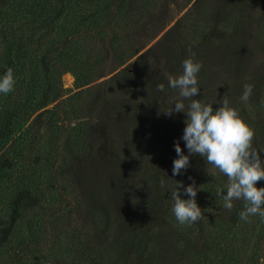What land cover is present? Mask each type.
<instances>
[{
	"label": "rangeland",
	"instance_id": "374dc122",
	"mask_svg": "<svg viewBox=\"0 0 264 264\" xmlns=\"http://www.w3.org/2000/svg\"><path fill=\"white\" fill-rule=\"evenodd\" d=\"M204 1L201 12L206 15L201 18L200 27L202 30L210 25V29L206 39L194 46L192 40L189 42L182 36V31L189 27L188 23H184V28L177 32L172 29L184 14L179 12L180 0H123L117 10L120 26L108 36H102L107 44L115 43L126 56L137 54L121 68L124 69L123 76L115 81L111 79L113 75L105 77L93 84H97L94 88L86 89L81 97L74 98L76 76L68 72L62 77L65 91L60 102L73 122L79 120L89 132L95 127L90 133L92 136L94 132L95 144L91 145L94 152L74 160L70 158L69 150L78 135L70 131L62 136L58 184L64 187L66 196L73 201V217L86 226L83 241L90 247L100 248L107 264H204L198 261L199 257L210 250L207 237L200 231L192 237L177 235L171 221L173 205L168 204L167 210L158 208L152 199H157V193L155 195L149 182L152 179L151 166L155 162L161 163L164 168H173L177 140L188 155L185 142L179 135H183L186 126L185 114L168 116L165 112L178 96V89L168 86V77L182 73V61L188 57L189 48L195 53L194 60L203 65L197 75L200 90L195 98L213 104L214 109L221 106L219 103L225 97L230 106L234 102L240 116L254 130L253 147L261 152V159L264 160V60L259 53L247 51L248 46L258 49L259 41L264 38V0H243L239 7L240 0ZM233 3L235 5H231ZM170 4L174 7L170 8ZM237 10L243 14L241 17L245 23L242 20L234 30L229 31L223 21L231 19L230 15ZM136 13L140 15L136 16ZM132 17H135L133 20H142L139 28L130 25ZM38 34L43 36V40L38 42L37 48L45 46L53 32L49 30ZM165 34L164 42H158ZM156 36L140 52L141 47ZM102 42L98 38H87L80 42L81 49L99 48ZM153 45L146 58L138 59ZM229 54H236L237 57L230 61ZM7 57L6 43L0 38V71ZM253 57L255 62L251 65ZM259 58L261 61H258ZM239 68H242L240 72ZM101 82L107 84L100 86ZM125 82L127 89L123 90ZM159 83L165 85L164 98L168 100L153 110L154 100L157 99L154 97L159 93L155 89ZM245 84H252L254 88L249 101L242 103L240 97ZM147 89L153 92L152 95ZM143 106L144 111L140 109ZM51 108L38 112L29 120V124L33 121L32 129L43 142L51 127L46 110ZM249 108L254 109V116ZM35 150L32 155L36 154ZM134 153V158L142 159L140 169L130 166L126 159ZM190 159L189 169L193 172L203 173L212 168L204 159H193V156ZM44 169L38 175L45 176ZM133 169L136 173L131 174ZM243 210V201L239 200L233 204L231 211L226 209L216 213L215 219L222 223L223 228L232 229L240 235L243 220L239 218V213ZM91 211L95 214L93 218ZM259 220L262 221L260 217ZM262 229L258 226L257 232ZM254 244L252 241V245L245 248L247 254L251 253ZM260 246L259 262L264 264V241ZM180 255L187 257L186 260H182ZM51 257L49 255L48 262L45 261L47 264L52 261Z\"/></svg>",
	"mask_w": 264,
	"mask_h": 264
},
{
	"label": "trees",
	"instance_id": "16d2710c",
	"mask_svg": "<svg viewBox=\"0 0 264 264\" xmlns=\"http://www.w3.org/2000/svg\"><path fill=\"white\" fill-rule=\"evenodd\" d=\"M122 2L123 0H0V38L4 40L8 50L0 76L11 67L16 81L12 92L0 94V264H47L48 257H53V252L54 259L51 257L49 264H107L100 248L90 247V244L83 241L86 226L73 217V201L66 196L64 187L59 186L57 179L62 136L70 131L78 135L69 150V156L74 160L82 155L85 158L86 153L94 152L91 147L95 144L94 132L93 137L90 133L95 127L89 132L79 120L73 122L60 100L64 97L62 77L65 73L71 72L76 76L77 92L72 98L81 97L86 89L94 88L97 84H93L105 77L113 75L111 79L114 81L122 77L124 69L121 68L137 55L126 56L115 43L107 44L102 37L108 36L120 26L117 10ZM180 2L179 12L184 14L172 29L177 32L184 28V23H188L189 27L182 31V36L184 40H192L196 46L206 39L210 29V25L202 30L200 27L201 18L206 15L201 12L205 1ZM240 2L238 7L239 4L242 6L243 0ZM233 12L236 13L230 15L231 19L223 21L229 31L234 30L237 23L243 20L241 12ZM133 18L135 17L129 19L130 25L139 28L142 20ZM175 19L176 17L173 20ZM49 30L53 32L51 39L45 46L39 45L37 48L38 42L43 40V36L38 33L43 34ZM157 37L142 46L140 52ZM165 37L166 34L158 42H164ZM87 38L102 40V46L89 51L82 50L80 42ZM116 44L120 47L119 43ZM154 46L138 59L146 58ZM253 48L248 46L247 51L259 53L264 60V38L259 41L258 49ZM234 57H237L236 54L228 55L230 61ZM260 58L258 61H261ZM254 59H250L251 65L255 62ZM99 84L101 86L107 82ZM124 89H127L126 82ZM147 91L152 95L151 90ZM164 95L165 92H159L154 97L157 99L154 100L153 110L166 103L168 99ZM231 104L234 106V102ZM51 106L50 110H46L51 127L43 142L35 129H32L33 121L29 124V120ZM140 109L146 110L144 106ZM249 109L254 116V109ZM34 148L37 152L32 155ZM134 156L135 153L130 154L126 159L130 166L140 169L142 159ZM175 157L177 158V154ZM195 158L204 159L193 155V159ZM153 165L152 179L149 182L155 195L157 193V199H152L161 210H167L168 204L173 205L170 193L178 183L187 187L194 180L200 189L196 202L202 209V219L191 225H181L174 214L171 218L177 235L192 237L200 231L207 237L210 250L199 257V262L260 264L264 220L260 222L258 215L249 217L248 221H243L239 235L232 232V229L223 228L222 223L215 219L216 213L226 210L222 199L216 195L218 187L226 192L227 178L223 174L212 166L203 173L193 172L188 168L186 171L182 170L181 175L173 176V168H164L159 162ZM42 168H45V176L38 175ZM130 172L134 174L136 170ZM161 178L165 180L164 187L160 185ZM257 187H264V180L259 181ZM180 192L182 199L189 198L184 194L183 188ZM79 205L80 203L77 206ZM91 215L92 218L95 217L94 211H91ZM258 226L263 228L260 233L257 232ZM252 241L255 243L254 247L247 254L245 248L251 246ZM180 256L184 261L187 258Z\"/></svg>",
	"mask_w": 264,
	"mask_h": 264
},
{
	"label": "clouds",
	"instance_id": "9594fccd",
	"mask_svg": "<svg viewBox=\"0 0 264 264\" xmlns=\"http://www.w3.org/2000/svg\"><path fill=\"white\" fill-rule=\"evenodd\" d=\"M173 7L170 4V8ZM187 52L188 57L182 61V73L168 77V86L178 89V96L173 99L165 114H185L186 126L180 139L185 142L188 150V155H185L179 140L175 142L177 158L173 160L172 174L181 175L182 170L186 171L190 167V156L199 155L206 164L212 165L227 178L226 192L219 187L216 190V195L223 201V207L231 211L233 202L240 200L244 205V210L239 213L241 220L248 221L249 217L257 215L264 220V187H257V183L264 180V160L261 159V152L253 147L254 130L240 116L239 111L230 106L226 97L216 109L213 104L195 98L200 90L197 75L203 65L194 60L195 53L190 48ZM15 83L13 69L8 67L0 76V94L12 92ZM243 88L240 101L247 103L254 85L245 84ZM155 90L163 92L165 85L159 83ZM185 101L188 103L185 104ZM160 185L164 187V178H161ZM181 188L188 199L181 198ZM199 190L193 180L187 187L178 183L171 191V211L181 225H191L202 219V209L196 202Z\"/></svg>",
	"mask_w": 264,
	"mask_h": 264
},
{
	"label": "bare ground",
	"instance_id": "6f19581e",
	"mask_svg": "<svg viewBox=\"0 0 264 264\" xmlns=\"http://www.w3.org/2000/svg\"><path fill=\"white\" fill-rule=\"evenodd\" d=\"M67 79H69V78H67Z\"/></svg>",
	"mask_w": 264,
	"mask_h": 264
}]
</instances>
